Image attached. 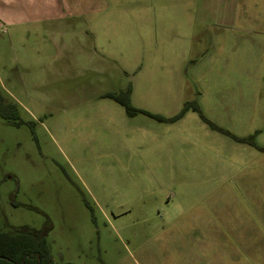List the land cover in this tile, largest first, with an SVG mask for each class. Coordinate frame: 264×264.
I'll return each mask as SVG.
<instances>
[{
    "label": "rangeland",
    "instance_id": "rangeland-1",
    "mask_svg": "<svg viewBox=\"0 0 264 264\" xmlns=\"http://www.w3.org/2000/svg\"><path fill=\"white\" fill-rule=\"evenodd\" d=\"M94 2L0 25V231L47 227L55 264H264V152L99 97L264 148V0Z\"/></svg>",
    "mask_w": 264,
    "mask_h": 264
},
{
    "label": "trees",
    "instance_id": "trees-1",
    "mask_svg": "<svg viewBox=\"0 0 264 264\" xmlns=\"http://www.w3.org/2000/svg\"><path fill=\"white\" fill-rule=\"evenodd\" d=\"M102 97L110 98L120 104L128 116L144 114L157 121H174L182 117L188 110L195 111L201 120L207 123L210 128L218 129L231 139L237 142L248 143L258 150L264 152V148L256 145L254 141L250 140L248 137L236 136L229 131L216 126L203 115L196 102L189 100L185 101L180 110L174 116L171 118H165L161 115L151 113L145 109L134 107L131 103L130 87L125 88L124 91L120 90L118 92L103 93ZM17 106L18 103L15 101L1 102V117L6 120H10L11 117L13 119L14 117H19ZM9 111H12L14 116L9 115ZM87 206L90 208V210H92L90 205L87 204ZM47 231V227H43L39 230H30L26 226L15 229L12 233L0 231V264H55L45 238ZM64 264L72 263L67 262Z\"/></svg>",
    "mask_w": 264,
    "mask_h": 264
},
{
    "label": "crops",
    "instance_id": "crops-1",
    "mask_svg": "<svg viewBox=\"0 0 264 264\" xmlns=\"http://www.w3.org/2000/svg\"><path fill=\"white\" fill-rule=\"evenodd\" d=\"M94 1L97 0H0V25L19 26L28 23L37 24L40 27H56L60 25L62 21L68 20V18H72V21H74L80 17H85L87 19L93 16L94 11L98 9L94 7ZM102 3H105L104 5L107 4L106 0H102ZM104 5L100 6V9L103 10ZM225 12L227 13V11ZM59 27H62V25ZM85 45L88 44L80 43L79 46L84 55L88 53V47ZM78 50L80 49L78 48ZM71 51V49L67 51L61 50L57 45H54V50L49 53V56H51L53 60H56L61 57L62 52H64V60H68L70 56H72ZM106 92L109 91L100 93L99 97L105 98L102 97V94Z\"/></svg>",
    "mask_w": 264,
    "mask_h": 264
},
{
    "label": "flooded vegetation",
    "instance_id": "flooded-vegetation-1",
    "mask_svg": "<svg viewBox=\"0 0 264 264\" xmlns=\"http://www.w3.org/2000/svg\"><path fill=\"white\" fill-rule=\"evenodd\" d=\"M30 122H31V120H30Z\"/></svg>",
    "mask_w": 264,
    "mask_h": 264
}]
</instances>
